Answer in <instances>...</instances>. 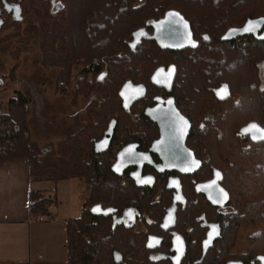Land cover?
<instances>
[{"label": "trees", "instance_id": "obj_1", "mask_svg": "<svg viewBox=\"0 0 264 264\" xmlns=\"http://www.w3.org/2000/svg\"><path fill=\"white\" fill-rule=\"evenodd\" d=\"M57 5L60 8L56 10L46 0H0V47L7 41L1 35L7 22L17 20L21 24L28 19L25 29L39 32L42 65L59 69L56 91L70 97L73 103L81 96L86 99L83 125L59 141L68 150L66 174L54 177L45 171L42 152L27 135L32 96L18 89L7 101L0 100V164L27 158L32 179L77 178L87 184L90 193L81 214L67 221L68 264H172L169 259L147 256V235L142 231L116 225L113 215L91 213L98 204L116 209V216L133 209L155 219L158 225L171 205V195L162 178L155 188L144 190L128 172L117 175L112 166L120 149L130 141H140L135 125L142 118L129 113L121 89L127 82L152 85V73L172 62L177 65L176 93L190 97L195 91L201 96L206 90L215 97L213 89L222 83L233 93L232 99L219 102L218 108L210 111L209 123L213 124L200 130L205 138L200 136L194 145L199 159L209 153L218 156L204 161L195 174L196 182L204 181L214 170L222 171L223 185L235 206L222 222L224 236L236 240L241 223L264 222V168L260 164L264 165V154L256 147L242 148L239 135L242 126L264 114V41L250 39L251 36L244 37L246 44L221 39L228 29L242 27L248 19L264 17V0H57ZM170 10L179 11L192 27L195 45L182 52L161 47L153 36L152 24ZM2 13L8 14L7 18ZM135 36L139 38L136 43ZM187 53L190 57L183 67L178 59ZM18 65L2 76L16 81ZM104 72L105 77L98 80ZM60 82L68 83L69 88L60 89ZM237 94L239 101L235 102ZM133 110L134 115L141 114L136 107ZM201 114L195 113L203 119ZM112 119L117 120V126L111 146L97 153L95 143ZM159 188L164 190L157 197ZM57 200L56 191H31L30 214L49 218ZM150 231L158 233L151 227ZM255 236L263 248L264 228L252 237ZM223 244L229 246L231 241ZM115 251L122 253L121 263L115 261Z\"/></svg>", "mask_w": 264, "mask_h": 264}, {"label": "flooded vegetation", "instance_id": "obj_2", "mask_svg": "<svg viewBox=\"0 0 264 264\" xmlns=\"http://www.w3.org/2000/svg\"><path fill=\"white\" fill-rule=\"evenodd\" d=\"M46 1H50L52 6H54L53 9L57 10L58 8H60V6L57 5V0H55V2H53L52 0H46ZM6 13L5 14L2 13V15L3 16L8 15ZM153 30H154V26H153ZM153 36H154V31H153ZM250 39H253V37L251 36ZM193 40H194V44L191 46H194L196 42L194 36H193ZM137 41H139V38L135 36V38H133V42L136 43ZM234 41H243L246 44L247 39L244 37H239L234 39ZM182 50H172V51L182 52ZM172 64L176 65V63L172 62L169 65H165L163 67L168 68ZM151 77H150V81H151ZM17 79L18 78L16 74V80ZM175 79L172 84L171 90H167V88L165 87L157 86L153 84L152 81H151L152 85H149L148 87L135 82H127L125 84V96L127 100L126 102H124V104L126 103L125 105L129 106L128 111L131 115L136 116L135 118L137 117L142 118V122L137 123L135 125L136 130L139 131L138 135L140 141H130L128 144L130 143L139 144L138 150L140 152L150 153L151 159L155 163V165L163 164L165 158H169L170 160H172V158H170L169 156V154L172 153L171 147L170 149L168 148V151H164L163 149H160L159 152L150 151L153 143L157 140H161V138H162V144L170 145L172 143L171 146H173L172 138L175 136V132L174 134L168 132L166 134L167 136L162 137V131L163 128H165L163 126L166 127L173 126L171 124V122L173 123V118L169 113L172 109L168 107L169 99L171 98L173 99L174 104L177 107V110H179V112L182 114L184 118L185 123H182L181 126L186 127V124L188 122L190 123V127L188 128V134L185 142H186V146L189 149H191L195 153V155H196L194 148L195 141L197 138L201 136L198 135V133H201L200 130L208 129L209 127H211L210 125L213 124L211 122L209 123V119H210L209 115L212 112L205 111L204 114H201L204 115V118L200 119L199 116L195 115V109H194L195 101L191 97L185 96V94H180V93H176V91H173L175 87V81H176ZM61 83L62 82H60V85ZM261 85L264 87V81L262 82ZM216 88L213 89V93L218 104L224 103L232 99L233 93L231 92V96L229 98H227L226 100H219L215 95ZM238 101H239V95L237 94L235 98V102ZM157 105L163 108L162 113L159 116L160 123L153 122L151 118L148 117L146 114L148 108H153ZM134 107H136V109H139L141 111V114L136 113V115H134V110H133ZM213 121H215L214 116H213ZM251 122H256L257 124H259L261 127L264 128V114H262L260 119H258L257 121L253 120L248 122L247 124ZM246 125L242 126L239 130V135L241 137L240 144H242L241 147L246 148L248 150H252L254 147H256L260 150L261 153L264 154V140H260L256 142L251 138L250 134H241V129ZM217 157L218 156H214L212 153H209L206 156H204V159H200L202 161V165L198 170H200L203 167L204 161L213 160ZM224 158H225L224 160L225 163L227 157ZM260 164L264 168V165L261 162ZM155 165L146 163L144 164L142 171L143 176L153 175L155 177L154 185L151 187H143V188L140 187V188L144 190L155 188V186L158 184L159 178H162L165 183V189L171 195V200H172L171 205H172L175 195L178 194V190H177V186H174L173 188H168V185L170 184L171 179L178 178L180 180V186H181L182 194L184 196V201L177 204V217L175 221L176 224L168 229H164L162 227L163 219L167 213L168 208L171 207V205L168 208H166L163 218L158 225H157L158 222L155 219H151L146 215H142L141 213L133 209H128L127 211L132 210L134 212L136 216L135 221H128V219L125 217V213L127 211H125L121 215L117 214V216H116L117 211L111 214L115 217L114 222L116 225H122L128 228H132L135 229L136 231H142L143 235L145 234L147 235L145 247L147 249L146 252L149 258L155 260L169 259L173 264L172 256L176 254V251L172 250L173 238L177 235H181L186 243V253L182 259L181 264H184L186 259H187L186 264H264V247L261 248L259 246L258 241L260 239L257 236L252 237L254 233L264 228L263 221H262L263 222L262 229L250 232L248 234V238L251 241V247L246 250H236V247L238 245L240 229L242 225L255 224L254 222L261 220H254L251 221L250 223L244 222L238 225L236 240H234L231 236H226V235L224 236L223 234L224 227L222 225V222L223 220L226 221L228 219L230 213L235 210L234 208L235 206L234 204H231L232 197L229 190L223 185L224 173L222 171L218 170L220 171L219 185L222 186L228 193V199L225 203L217 205L212 203V201L208 198L206 193L199 192L197 190L198 184L212 181L215 177V173L217 170H214L211 175L210 173H208V176L206 177L207 179H205L204 181L196 182L195 174L198 170L192 174H184L176 169L168 170L165 172H159ZM136 168L137 167H130L124 172V174L127 172L131 174V172L136 170ZM159 189L160 190L158 192L157 197L161 196L162 191L164 190V188H159ZM195 193L203 198L199 199V196H196ZM178 223H182V224L178 227ZM209 224H218L220 226V236L214 240L212 246H210L206 254H204V240H206L208 232L210 230ZM225 224H227V222ZM150 227L156 230L158 233L151 232ZM150 236H156L161 238L160 244L153 248L147 247V243L149 241ZM225 240L226 241L230 240L231 244L229 246H225V244H223Z\"/></svg>", "mask_w": 264, "mask_h": 264}, {"label": "water", "instance_id": "obj_3", "mask_svg": "<svg viewBox=\"0 0 264 264\" xmlns=\"http://www.w3.org/2000/svg\"><path fill=\"white\" fill-rule=\"evenodd\" d=\"M55 2V0H52ZM253 24L255 25L254 31H245L246 28L249 27V25ZM154 26V37L157 40L158 44L163 48H169L171 50H182L183 48H186L188 46H191L194 44L193 40V31L190 23L184 18V16L177 10H170L166 13L165 17L153 24ZM245 36H252L256 40L264 41V17H259L255 19H248L246 23L242 27H232L228 29L225 34L222 36L223 41L227 40H234L239 37H245ZM106 72L102 73L98 80H102L105 77ZM177 74V67L176 65L172 64L168 68L166 67H158L154 73L152 74L151 81L153 84L165 87L167 90L172 89V84L174 82L175 76ZM226 87L227 95H225L223 98H221L220 95H218V92L221 89H224ZM120 95L123 98L124 102H126L127 98L125 96V85L120 91ZM215 95L219 100H226L231 96V89L227 84H222L218 88L215 89ZM126 104V103H125ZM168 107L172 109L169 113L173 118V125L172 127L169 126H163L162 131V137L167 136L166 134L168 132L174 134L175 136L172 138L173 140V146L171 144H162V138L161 140H157L153 143L150 151L151 152H159L160 149H163L164 151H168V148L170 149L172 153L169 154V158L164 159L163 164L155 165V163L151 159L150 153H144L140 152L138 150L137 143H130L126 146H124L122 149H120L116 155V160L112 166V170L117 175H123L124 172L130 168V167H137L136 170L132 171L130 176L131 178L136 182L137 186L143 188V187H151L155 183V177L153 175L143 176V166L146 163L155 165L157 170L159 172H165L168 170L176 169L184 174H192L196 172L202 165V161L198 159L195 155V153L189 149L186 146V137L188 134V128L190 127V123L188 122L186 124V127L181 126L182 123H185L184 118L182 114L177 110V107L174 104L173 99L168 100ZM162 107L157 105L153 108H148L146 111V114L148 117L151 118L153 122H159L160 119L159 116L162 113ZM252 125H256L258 129L261 131L257 132V135L260 136L264 134V128L261 127L256 122H251L247 124L245 127L241 129V133H243L244 129L249 128ZM117 126V120L112 119L107 130L105 131L103 137L96 141L95 143V151L97 153L104 152L108 150L111 146V143L113 141L115 130ZM255 131V130H254ZM250 134L251 133H245ZM254 141H260L264 139H253ZM145 157L147 159H145ZM151 179V183H140L139 181L141 179ZM219 178H220V171H216L215 177L212 181L206 182V183H200L197 185V190L199 192H204L207 194L208 198L212 201V203L220 205L227 201L228 199V193L226 190L219 185ZM174 186H177L178 194L175 195L173 204L171 207L168 208L167 213L163 219L162 227L164 229L171 228L176 223V217H177V204L184 201V196L182 194L181 186H180V180L178 178H174L170 180V184L168 185V188H173ZM214 189L222 190L224 194H226V199H224L222 202L216 200V191ZM179 197V199H177ZM99 209V211H97ZM116 209L107 208L104 209L102 205L98 204L92 207L91 213L96 216H109L112 213H115ZM169 216H172L174 218V222L169 224L168 219ZM125 217L128 219V221H135L136 216L132 210H129L125 213ZM210 230L208 232L206 240H204V254H206L208 248L212 246L214 240L220 236V226L218 224H209ZM213 228L216 229V232H213ZM177 237L180 238V241L183 244V254H178L177 250ZM161 238L156 236H150L149 241L147 243V247L153 248L160 244ZM156 241H159V243H156ZM152 245V246H150ZM172 250L176 251V254L172 256L173 264H181L182 259L186 253V243L181 235H177L173 238V246ZM114 258L117 263H121L123 261V255L119 251L114 252Z\"/></svg>", "mask_w": 264, "mask_h": 264}, {"label": "rangeland", "instance_id": "obj_4", "mask_svg": "<svg viewBox=\"0 0 264 264\" xmlns=\"http://www.w3.org/2000/svg\"><path fill=\"white\" fill-rule=\"evenodd\" d=\"M4 18H7V15H4ZM19 24L17 20L8 21L6 25L8 27L1 34L3 37H6L7 41L0 47V100L7 101L8 98L14 95L17 89L28 94L31 92L32 102L35 101L33 103L34 108L32 109L35 113H30V121L35 124L33 127L40 129L49 122H52L55 124V129L57 130L53 132L52 136L54 138H65L76 132L83 125L82 116L86 109V99L81 96L76 103H73L70 97L56 91V75L59 69L48 68L42 65L39 32L33 28H31V32L29 29H25V26L29 25L28 19L21 22L20 27ZM36 25H38V22ZM188 57H190V53L178 59L181 66L186 67ZM16 63L19 64L16 71L18 79L12 82L9 77H3L2 75L8 74L11 67ZM77 70L78 68L76 67L74 72H77ZM30 77H34V82L29 83ZM65 85L66 87H62L59 83L58 87L60 89H68L69 84L65 83ZM203 91L201 96L195 91L190 95L195 101V113L201 112L204 114L205 111H214L218 108V102L215 97H210L206 90ZM39 98L41 99L40 103L44 102L43 107L40 109L36 108ZM36 116L38 123L35 118ZM27 135H29V132ZM198 135H201L200 139L202 140L205 138V135L202 133H198ZM30 138L35 147L42 152L41 159L45 164V171L54 177L65 175L69 157L67 148L59 144V141L62 139H53V142L44 145L33 140V137ZM200 154L203 155V153ZM76 183L74 203L76 208H78L77 214L80 215V209L84 208L90 190L84 181L77 179ZM57 203L58 200L56 204L52 205V209L55 208ZM254 223L242 225L236 250H246L251 247L248 234L263 228L262 221Z\"/></svg>", "mask_w": 264, "mask_h": 264}, {"label": "crops", "instance_id": "obj_5", "mask_svg": "<svg viewBox=\"0 0 264 264\" xmlns=\"http://www.w3.org/2000/svg\"><path fill=\"white\" fill-rule=\"evenodd\" d=\"M33 79L34 77H30L29 83ZM40 100L39 98L36 103L38 109L44 103H40ZM33 103L35 101L30 104L32 114L35 113L32 111ZM30 113L29 135L33 140L45 145L53 142V139H63L52 136L57 131L52 122L40 129L33 127L35 124L30 121ZM35 118L37 121V116ZM76 180L77 178L32 179L27 158H14L0 164V263L68 264L67 221L79 216L74 203ZM31 191L48 194L56 191L58 203L55 208L51 207L49 218H36L30 214Z\"/></svg>", "mask_w": 264, "mask_h": 264}, {"label": "snow or ice", "instance_id": "obj_6", "mask_svg": "<svg viewBox=\"0 0 264 264\" xmlns=\"http://www.w3.org/2000/svg\"><path fill=\"white\" fill-rule=\"evenodd\" d=\"M15 11L17 13V18H19V9H16ZM254 30H255V25H253L251 23H250L249 27L245 29V31H254ZM218 95H220L221 98H223L225 95H227L226 87L224 89H221L218 92ZM259 131H261V130L258 129L256 125H252L249 128L244 129L243 133H241V134L251 133V138L252 139H264V134H262L260 136L257 135V132H259ZM145 159H147V158L145 157ZM139 182L142 183V184H144V183H149L150 184L152 181L149 178V179H141ZM214 191H216V193H217V195H216V200L217 201L222 202L224 199H226V194H224L222 192V190L214 189ZM177 199H179V197H177ZM97 211H99V209H97ZM173 222H174V218L172 216H169L168 223L171 224ZM212 231L216 232V229L213 228ZM177 241H178V245H177L178 254L182 255L183 254V244L180 241L179 237H177ZM156 243H159V241H156ZM150 246H152V245H150Z\"/></svg>", "mask_w": 264, "mask_h": 264}, {"label": "built area", "instance_id": "obj_7", "mask_svg": "<svg viewBox=\"0 0 264 264\" xmlns=\"http://www.w3.org/2000/svg\"><path fill=\"white\" fill-rule=\"evenodd\" d=\"M61 86H63V87H66V85H65V83H64V82H62V83H61Z\"/></svg>", "mask_w": 264, "mask_h": 264}]
</instances>
